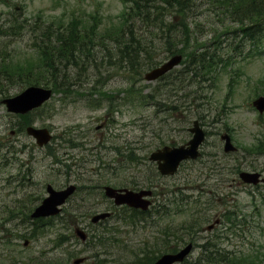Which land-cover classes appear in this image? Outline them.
<instances>
[{"label": "rangeland", "instance_id": "374dc122", "mask_svg": "<svg viewBox=\"0 0 264 264\" xmlns=\"http://www.w3.org/2000/svg\"><path fill=\"white\" fill-rule=\"evenodd\" d=\"M205 2L197 0L193 30L203 41L211 39L209 43L221 35L220 50L231 51L232 66L218 67L216 75L201 85L190 82L189 77L182 82L180 71L185 63L175 69L168 83H147L143 77L151 68L142 69V79L137 80L132 70L120 68L117 59L100 52L98 63L101 57L104 62L99 69L95 65L86 68L81 81L73 80L72 94L55 91L49 102L24 118L8 113L0 104V255L14 251L23 262L39 256L60 257L65 264H73L79 256L88 258L84 264H97V260L118 264L119 258L125 257L122 262L129 264L140 259L144 250L157 252L166 240L180 245L193 239L197 245L218 242L217 236L224 234L219 249L248 263L264 256H260L264 247V184L254 187L239 179L243 171L260 172L264 177V155L252 153L258 140H264V114L252 106L254 99L264 96V44L242 41L233 33V23L232 32L224 34L223 22L227 21L217 18L214 8ZM124 10L121 0H0V25L12 27L29 19L60 29V24L75 17L87 24L98 14L104 28L116 25ZM7 33L0 38L1 57L5 56L1 51L7 49V57L25 63L41 43L38 31L9 28ZM156 44L164 46L160 41ZM169 57L154 56V61L159 65ZM27 87H13L9 96ZM150 95L154 98H148ZM194 120L200 121L206 133L201 157L184 162L174 176H161L156 164L149 162L150 154L166 145L187 143ZM105 122V127L97 130ZM28 123L50 129L52 142L39 148L24 131ZM225 133L232 137L236 153H224L221 135ZM48 184L58 190L76 184L78 191L57 220L33 224L25 215L47 196ZM105 185L153 189L154 206L165 205L171 212L134 226L121 219L130 213L115 208L104 196ZM229 210L239 211V225L230 230L222 215ZM105 211H113L114 216L93 226L91 217ZM217 218L222 224L212 232H203ZM78 226L92 238L97 236L82 243L74 233ZM168 228L178 233L165 239L163 233ZM103 232H113L110 236L115 242L108 250L97 247ZM22 233L34 237L20 238ZM26 240L30 241L28 247L22 245ZM16 243L18 246H13ZM98 250L108 253L100 255ZM76 253L80 255L74 256ZM200 253L201 248H195L184 264L196 263Z\"/></svg>", "mask_w": 264, "mask_h": 264}, {"label": "trees", "instance_id": "16d2710c", "mask_svg": "<svg viewBox=\"0 0 264 264\" xmlns=\"http://www.w3.org/2000/svg\"><path fill=\"white\" fill-rule=\"evenodd\" d=\"M123 1L129 5L127 4L121 13L118 23L112 24L111 27H101L98 14L93 16L87 24L75 17L66 25L60 24V29L49 27L47 23L38 20L30 22L29 19L17 22L15 25H11L12 27L1 24L0 38L8 36L9 28L21 31L24 29L32 32L38 31L41 32L40 35L43 38L41 37V43L36 46L25 63L7 57L10 54L7 49L1 51V54L5 56H0V60L2 59L0 62V97H9L13 87L40 86L41 83H44L45 86L51 85L54 91L72 94L70 88L73 80L81 81L82 72L88 67L95 65L96 68H100L99 66L102 65L105 58L101 57V61L98 63L97 55L100 52L107 53L106 56L110 59H117L116 64L120 68L132 70L134 78L137 80L142 79L140 76L142 69L157 66L158 63L154 61V56L162 54H183L185 58L183 63L186 67L180 71V75L183 76L182 82L186 77H189L190 82H196L198 85H201L203 80L215 76L218 67L232 66L231 51L226 53L225 48L220 50L221 35H215V40L209 43L211 39L203 41L202 37L194 32L196 12L199 8L197 0ZM205 4L214 8L217 18L222 17L227 21L226 24L223 22L224 34L232 32L231 23H233L236 25L233 33L237 37H241L242 41L249 42L254 46L264 44V0H206ZM38 19H41V16ZM156 41H160L164 45L163 48H160ZM159 49L161 53H157ZM113 64V61H109V65ZM78 69L81 70L79 75ZM171 76L172 74L164 77L161 81L168 83V78ZM232 82L230 88L234 85V81ZM172 83L176 84V81L174 80ZM97 87L98 85L95 86V88ZM148 98H154V96L150 95ZM174 109L173 106L172 110ZM252 150L255 151H251L253 154L264 155V140H260ZM30 212L31 210L25 215L27 220H30ZM129 212V217L125 216L121 219L131 224V220L139 221V219H144L147 214L136 210ZM169 212L171 210L164 205H158L154 211L158 216ZM224 216L227 217L226 221L229 225L234 226L237 223L234 212L228 211ZM59 217L37 220L34 224H46ZM188 228L192 229L193 227L189 226ZM112 233L103 232L98 239L99 246L97 245V247L108 250L109 244L111 247L115 242L114 238L110 236ZM177 233L175 230L171 233V228H168L165 229L163 235L167 239ZM25 236L23 233L20 234V238ZM96 236L95 234L93 238ZM33 237L34 235L31 234V238ZM18 239L17 237L16 240ZM17 243L13 246L17 247ZM175 245L177 246V244ZM162 246L160 249L157 248V252L166 253L175 250L174 245L168 240ZM155 252L144 250L140 259L129 264H153L160 255L157 256V252ZM98 253L104 255L108 252L98 250ZM78 254L80 253H76L74 256H78ZM201 254L204 258H200L195 264H264V256L252 259L248 263L245 259L238 258L230 252L223 251L222 253L217 244L212 242H205L201 245ZM262 254L264 253L261 252L260 256ZM17 255L14 251L7 250L6 254L0 255V264H65V260L60 257L39 256L30 258L28 262H23ZM95 257L97 258L98 255ZM124 259L127 258H119L118 264H124L122 262ZM98 263L105 264V261L97 260Z\"/></svg>", "mask_w": 264, "mask_h": 264}, {"label": "water", "instance_id": "95a60500", "mask_svg": "<svg viewBox=\"0 0 264 264\" xmlns=\"http://www.w3.org/2000/svg\"><path fill=\"white\" fill-rule=\"evenodd\" d=\"M182 59V55L172 57L160 67L148 72L145 75V80L147 82L158 80L177 67L181 63ZM52 94L53 91L51 89L34 86L28 88L20 95L3 100L2 103L6 104L9 112L26 114L41 107L51 98ZM253 104L260 111V113H264V97L258 98L253 102ZM189 132L193 134V138L187 144L179 147L165 146L151 154L150 161L158 164V169L163 175H174L183 161L188 159H197L200 156L198 149L205 140V133L200 127L199 121L194 122V125L189 129ZM27 133L36 139V142L40 147L48 144L52 139L49 130L46 128L38 129L30 126L27 128ZM222 140L225 141L224 151L226 153L237 151V148L233 145L231 137L228 134L223 135ZM240 178L243 182L254 185L264 181V179L261 180V174L259 173L242 172L240 174ZM76 190L77 187L73 184L63 190H55L51 185H48L47 192L49 196L46 197L42 204L34 210L31 217L33 219H40L59 215L62 211L61 206L74 195ZM105 195L110 199H114L117 205H128L129 207L146 211L151 205V202L145 200L144 197L151 196L152 191L142 190L140 192H136L129 189H115L111 186H106ZM110 216L111 213L109 212L100 213L92 218V222L97 224L101 220H105ZM212 228L213 226L209 227V229ZM75 234L82 241L87 240V235L82 229L77 228L75 230ZM192 248L193 245L190 244L177 254H166L155 264H176L178 262H182L191 252ZM83 262L84 259L79 258L75 260L74 264H81Z\"/></svg>", "mask_w": 264, "mask_h": 264}, {"label": "flooded vegetation", "instance_id": "af4514ba", "mask_svg": "<svg viewBox=\"0 0 264 264\" xmlns=\"http://www.w3.org/2000/svg\"><path fill=\"white\" fill-rule=\"evenodd\" d=\"M105 125H106V122L104 123V127H105Z\"/></svg>", "mask_w": 264, "mask_h": 264}, {"label": "bare ground", "instance_id": "6f19581e", "mask_svg": "<svg viewBox=\"0 0 264 264\" xmlns=\"http://www.w3.org/2000/svg\"><path fill=\"white\" fill-rule=\"evenodd\" d=\"M61 264V263H60Z\"/></svg>", "mask_w": 264, "mask_h": 264}]
</instances>
